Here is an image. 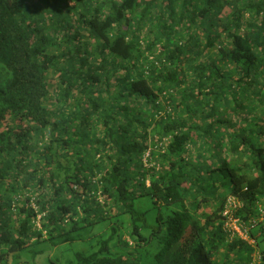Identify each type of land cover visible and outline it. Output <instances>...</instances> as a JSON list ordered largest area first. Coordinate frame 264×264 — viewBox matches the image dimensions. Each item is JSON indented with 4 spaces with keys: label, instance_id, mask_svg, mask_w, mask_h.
Instances as JSON below:
<instances>
[{
    "label": "trees",
    "instance_id": "obj_1",
    "mask_svg": "<svg viewBox=\"0 0 264 264\" xmlns=\"http://www.w3.org/2000/svg\"><path fill=\"white\" fill-rule=\"evenodd\" d=\"M79 1L0 0V264L63 223L80 228L81 215L99 209L103 220L105 207L130 214L131 229L111 244L123 249L108 254L109 235L71 264H140L132 250L147 242L136 224L147 210L134 199L145 194L158 212L154 264H227L231 256L241 264L251 245L228 240L222 210L232 196L249 237L264 227V0L237 7L225 23L228 0ZM198 20L200 34L169 30ZM173 33L181 34L171 46ZM64 41L76 48L75 85L61 72ZM189 56L200 60L185 63ZM83 73L92 89L107 87L106 98L89 95ZM56 101L61 107L49 109ZM93 122L100 135L84 142L80 128Z\"/></svg>",
    "mask_w": 264,
    "mask_h": 264
},
{
    "label": "rangeland",
    "instance_id": "obj_2",
    "mask_svg": "<svg viewBox=\"0 0 264 264\" xmlns=\"http://www.w3.org/2000/svg\"><path fill=\"white\" fill-rule=\"evenodd\" d=\"M54 4L56 5V8L64 6L63 0H52ZM87 0H80L78 3V6L82 2H86ZM253 0H228V4L225 6V9L220 13V17H222V22L225 23L226 21V14L230 13L233 10H236L237 7L247 5L251 3ZM256 1V0H254ZM86 4L85 6H88ZM55 8V9H56ZM82 11H85L84 8L80 9ZM178 9H176V16L179 15ZM225 13V14H224ZM63 17L65 18L66 24H72L75 21L74 16L69 13L68 11L63 12ZM202 23V22H201ZM204 23V22H203ZM74 24V23H73ZM199 20L196 24L190 23L189 25L185 22H176L174 25L169 26V30H173L172 28H175L178 31H181V27H189L192 28L193 32H196V34H200L199 32H202V25L199 28ZM75 27L74 25L64 28L63 32H69L70 30H73ZM150 26L149 24L144 27V31L148 33ZM149 34V33H148ZM155 33H151V36H154ZM181 33H173L172 41L170 45L172 46V43H178L179 42V35ZM62 37H66L63 35ZM63 45L66 44V41L62 42ZM68 47V54L69 58H65L63 60H59L62 62L61 72L63 75H67V80L71 81L74 85L76 84V76L78 69L76 66L79 65V62L77 63L75 61V55H76V48L74 43H71ZM145 58H142V60L148 58L150 54L145 53ZM206 57L202 56L201 60H204ZM198 59H193L189 56L188 62L185 63H198ZM117 61V60H116ZM125 63L131 64V61H126ZM143 64V63H142ZM110 65H108L109 67ZM137 68H140L137 66ZM110 72L113 71V67L109 68ZM58 70V69H57ZM85 73V72H84ZM84 73H83V84L86 86V91L89 92V95L91 96V90L93 91L94 97L98 96L99 94L102 95L104 98H106V86L103 84L100 85V87H97L95 89H92V85L90 82L86 81L84 79ZM57 73L54 74V76ZM53 76V77H54ZM51 77V79L53 78ZM62 86V85H61ZM59 87V86H58ZM170 93L172 95V98L178 97V88L177 89H171ZM55 94V93H54ZM70 95L73 97L74 100L80 99L78 98V91L77 89L72 90ZM58 98V96H56ZM106 100V99H105ZM126 101V100H124ZM166 101V100H165ZM170 101V100H169ZM72 102V100H71ZM105 102V101H104ZM161 102H163V99H161ZM113 103H119L117 100H113ZM136 103V102H134ZM166 103H169L168 101ZM165 103V109H168L166 107ZM135 105V104H133ZM139 105V104H138ZM49 109H57L58 107H61V101H56L55 103L50 102L47 104ZM139 110L138 113H141L144 117H149L151 115L150 111H145L143 107L138 106ZM69 109V108H67ZM78 113L81 115L82 110L84 109V105H81V108H78ZM137 112V111H136ZM68 115V111L66 112ZM97 116V115H96ZM96 119V118H95ZM95 122V120H94ZM94 122L92 125H88L87 127L80 128L81 135L80 138L86 142L90 136H96L100 135V132L94 126ZM76 122L72 123V126L75 127ZM154 126L152 125L148 127L149 135L152 136L155 134ZM102 129V128H100ZM103 134V133H101ZM121 136V135H119ZM153 139H157V135L155 134L153 136ZM156 145H158V142H156ZM156 153L160 152L158 149ZM88 152L91 153L90 158H97L93 157L95 150L94 149H88ZM94 152V153H93ZM101 153H104L101 151ZM135 154V153H134ZM156 157V156H155ZM159 157V156H158ZM136 158V157H135ZM157 158V157H156ZM158 159V158H157ZM220 192V191H219ZM221 194V192L219 193ZM222 197V196H221ZM99 198V197H98ZM100 200V199H99ZM134 208L136 209H146V215H145V221L142 219H139L136 221L137 226L139 227V231L144 234L147 237V242H135L136 246L133 248L134 257L139 261L140 264H154V256L155 254L162 248V244L158 242L157 238L149 239V232L151 229L156 225V215L157 210L155 208L154 202L152 201L151 197L147 194L136 197L134 199ZM104 211H107L109 213V216H105L103 220H101V215L104 213L103 211L96 209L92 213H90L87 216H80V221H78V225L80 228L76 230H70L68 227L65 226V223L62 225V229L56 232V234L53 235L52 238L49 240H40L36 241L34 243H28V246L26 249L21 250L19 253L13 256V264H71L72 262H75L76 254L77 253H89L92 252L98 247L101 246V243L103 240L107 239L109 235H113V238L110 239L108 243V254L114 255L112 253H117V251L122 250L123 248L119 245L116 247H112L111 244L116 239H121L125 235V233L131 229L132 221L130 218V214L128 212H124L120 215H113L111 216L110 212L105 208H103ZM165 209L161 210V213L164 215ZM129 214V215H128ZM263 216L260 214L258 216V219L261 221ZM254 221H251V224H253ZM256 230V228L254 227ZM251 239V238H250ZM255 242L253 245L249 246L247 245V251L244 249L242 256H240V259L237 261V263L241 264H264V260L262 255L264 256V227L263 229H260V231L257 229L255 234ZM130 242V241H129ZM131 244V243H130ZM220 250H225V247L222 246ZM237 259V258H236ZM16 261V262H14ZM216 262L221 263V255H217ZM224 262V261H222ZM227 264H233L235 261L231 257H229L226 261Z\"/></svg>",
    "mask_w": 264,
    "mask_h": 264
},
{
    "label": "built area",
    "instance_id": "obj_3",
    "mask_svg": "<svg viewBox=\"0 0 264 264\" xmlns=\"http://www.w3.org/2000/svg\"><path fill=\"white\" fill-rule=\"evenodd\" d=\"M161 145V142H159ZM148 156V151L146 153ZM145 160V159H144ZM238 202L232 196H228L225 201V206L222 210L223 221H222V230L228 236V240H232L237 237L248 241L249 243L253 242L249 238V232L247 226L241 222V220L233 215V210L237 207Z\"/></svg>",
    "mask_w": 264,
    "mask_h": 264
},
{
    "label": "clouds",
    "instance_id": "obj_4",
    "mask_svg": "<svg viewBox=\"0 0 264 264\" xmlns=\"http://www.w3.org/2000/svg\"><path fill=\"white\" fill-rule=\"evenodd\" d=\"M163 141H165V138L163 139ZM162 141V139H160L159 138V142H163ZM159 142H158V145H157V147H156V149H158L159 151H160V149H161V145H159ZM160 148V149H159ZM162 150V149H161ZM247 226V225H246ZM248 228V227H247ZM249 238H251V237H249ZM251 240L253 241V242H251V243H249L248 241H246L248 244H250V245H253L254 244V242H255V240L253 239V238H251Z\"/></svg>",
    "mask_w": 264,
    "mask_h": 264
}]
</instances>
